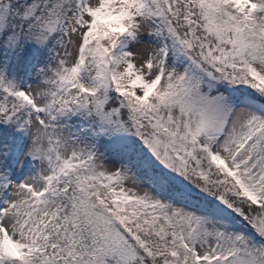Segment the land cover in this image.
I'll return each mask as SVG.
<instances>
[{
    "label": "snow or ice",
    "instance_id": "snow-or-ice-1",
    "mask_svg": "<svg viewBox=\"0 0 264 264\" xmlns=\"http://www.w3.org/2000/svg\"><path fill=\"white\" fill-rule=\"evenodd\" d=\"M0 264H264V0H0Z\"/></svg>",
    "mask_w": 264,
    "mask_h": 264
}]
</instances>
